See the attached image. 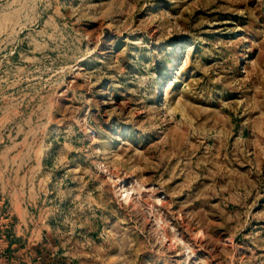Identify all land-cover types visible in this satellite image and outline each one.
Instances as JSON below:
<instances>
[{
	"label": "rangeland",
	"instance_id": "rangeland-1",
	"mask_svg": "<svg viewBox=\"0 0 264 264\" xmlns=\"http://www.w3.org/2000/svg\"><path fill=\"white\" fill-rule=\"evenodd\" d=\"M10 237L33 261L264 264V0H0Z\"/></svg>",
	"mask_w": 264,
	"mask_h": 264
},
{
	"label": "crops",
	"instance_id": "crops-1",
	"mask_svg": "<svg viewBox=\"0 0 264 264\" xmlns=\"http://www.w3.org/2000/svg\"><path fill=\"white\" fill-rule=\"evenodd\" d=\"M31 256L25 248H16L11 237L5 241L0 239V264H64L46 257L33 261Z\"/></svg>",
	"mask_w": 264,
	"mask_h": 264
}]
</instances>
